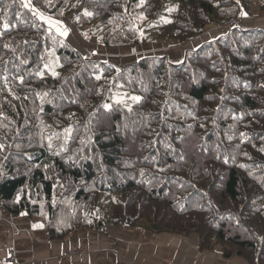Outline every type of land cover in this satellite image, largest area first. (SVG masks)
Wrapping results in <instances>:
<instances>
[{
  "label": "trees",
  "instance_id": "16d2710c",
  "mask_svg": "<svg viewBox=\"0 0 264 264\" xmlns=\"http://www.w3.org/2000/svg\"><path fill=\"white\" fill-rule=\"evenodd\" d=\"M251 1L0 0V203L53 238L146 220L264 264V27L236 23ZM40 12L108 48L227 30L119 65Z\"/></svg>",
  "mask_w": 264,
  "mask_h": 264
},
{
  "label": "crops",
  "instance_id": "0c3cea01",
  "mask_svg": "<svg viewBox=\"0 0 264 264\" xmlns=\"http://www.w3.org/2000/svg\"><path fill=\"white\" fill-rule=\"evenodd\" d=\"M241 19L236 23L244 28L261 26ZM226 30L209 25L191 42L197 46ZM11 256L15 264H251L241 255L226 257L219 248L202 250L197 234L157 230L148 222L135 228L110 224L105 230L80 229L63 239L53 238L41 222L14 214L0 203V264H7Z\"/></svg>",
  "mask_w": 264,
  "mask_h": 264
},
{
  "label": "rangeland",
  "instance_id": "374dc122",
  "mask_svg": "<svg viewBox=\"0 0 264 264\" xmlns=\"http://www.w3.org/2000/svg\"><path fill=\"white\" fill-rule=\"evenodd\" d=\"M262 1L264 0H252L248 7L249 11H244L242 15L243 20L242 19L241 20L242 21L249 20V23L250 22L257 23L260 24L261 26L264 25V12L261 10L260 7V3ZM40 14L43 15L44 17L43 19L46 20L48 24L51 27H53L57 32L59 31V33H61L64 32L65 29H67V34L62 36L67 38L75 47H77L83 53H85V55L88 58L112 61L119 65H129L145 56H155L160 54L167 55L169 59L178 62L184 58L187 50L194 49L203 43L202 42L201 44L196 46L193 44L194 42H191L193 39L197 38L198 37L197 36L183 43L177 42L175 40L174 41L158 40V41L146 42L141 45L135 47H129V48H108L106 46L101 45L98 41H96L94 37L88 39L86 35L84 36L74 25L72 21V15L64 19H58V18H54L53 16L44 14L43 12H40ZM212 25H217V24H212ZM220 26H224V25H220ZM1 31H2V26L0 24V32ZM205 31H207V28ZM186 47H190V48L185 49ZM177 54L179 58L181 57L182 58L177 59L176 57ZM143 222H147V221L142 220L140 223Z\"/></svg>",
  "mask_w": 264,
  "mask_h": 264
},
{
  "label": "snow or ice",
  "instance_id": "6c2138e0",
  "mask_svg": "<svg viewBox=\"0 0 264 264\" xmlns=\"http://www.w3.org/2000/svg\"><path fill=\"white\" fill-rule=\"evenodd\" d=\"M24 7L26 8H30L31 7V3H30V0H27V2L23 5ZM38 15H40V18L43 19V15L42 14H39L37 13ZM88 15H91V13H86ZM246 15V14H245ZM61 35H66L67 34V29H65L64 32H61L60 33ZM21 83L23 82V78L21 77ZM9 92H11V88L8 89ZM133 99H139L138 97H134ZM5 146L3 144H0V149H3ZM40 227H42V225H40Z\"/></svg>",
  "mask_w": 264,
  "mask_h": 264
},
{
  "label": "built area",
  "instance_id": "2783aa9c",
  "mask_svg": "<svg viewBox=\"0 0 264 264\" xmlns=\"http://www.w3.org/2000/svg\"><path fill=\"white\" fill-rule=\"evenodd\" d=\"M235 21H230L229 24L233 25ZM7 264H15L14 258L11 256L7 259Z\"/></svg>",
  "mask_w": 264,
  "mask_h": 264
},
{
  "label": "water",
  "instance_id": "95a60500",
  "mask_svg": "<svg viewBox=\"0 0 264 264\" xmlns=\"http://www.w3.org/2000/svg\"><path fill=\"white\" fill-rule=\"evenodd\" d=\"M155 228H157V226H155Z\"/></svg>",
  "mask_w": 264,
  "mask_h": 264
}]
</instances>
